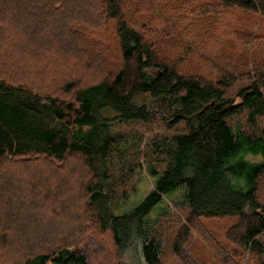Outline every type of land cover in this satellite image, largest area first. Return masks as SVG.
I'll list each match as a JSON object with an SVG mask.
<instances>
[{
	"label": "trees",
	"instance_id": "obj_1",
	"mask_svg": "<svg viewBox=\"0 0 264 264\" xmlns=\"http://www.w3.org/2000/svg\"><path fill=\"white\" fill-rule=\"evenodd\" d=\"M213 5V11L238 7L264 16V0H213ZM171 11L173 4L166 0H0V33L12 29L16 38L8 56L35 44L43 55L74 49L88 65L107 62L114 20L122 64L97 80L65 74L59 84L43 87L45 92L12 82L0 70V164L6 161L14 169V180L0 185V258L6 256L0 264H89L92 245L85 230L77 228L75 207L84 210L88 231L111 237L118 264H129L122 259L126 254L130 264H165L151 214L181 187L189 223L237 219L226 233L233 250L217 243L221 256L215 245L219 264H242L246 254L254 264H264V201L259 196L264 180V63H255L247 78L251 82L237 93L239 102L224 98L230 86L226 79L205 83L160 54L152 35L161 29L154 23L173 18ZM9 63L3 66L11 67ZM42 68H48L42 70L44 80L54 78L53 66ZM141 95L170 108L167 124L184 121L187 131L149 140L141 156L157 178L154 188L136 207L120 213L119 199L137 190L135 178L144 164L140 150L126 153L129 139L111 126L148 123L155 116V109L137 102ZM236 116H244L247 128H233ZM249 155L262 158L253 161ZM23 162L31 163L29 170ZM70 165L75 172H67ZM3 176L0 171V181ZM77 176L78 191L73 182ZM65 205L64 211L59 209ZM59 215L65 218L59 220ZM188 236L186 227L173 243L183 260Z\"/></svg>",
	"mask_w": 264,
	"mask_h": 264
},
{
	"label": "rangeland",
	"instance_id": "obj_2",
	"mask_svg": "<svg viewBox=\"0 0 264 264\" xmlns=\"http://www.w3.org/2000/svg\"><path fill=\"white\" fill-rule=\"evenodd\" d=\"M166 1L173 4V11H171L173 18L154 24H158L161 29L160 32H166L167 36H163L160 32L152 35L161 52L160 54L172 63L177 60L180 72L195 75L205 83H217L221 79H226L230 86L226 89L224 98L239 102L240 98L237 93L240 88L251 82V79L247 78L249 74L253 75L255 63H264V16L258 11H250L238 7L227 8L224 11L222 9L213 11V0ZM13 21L10 20V22ZM114 22V20H111L108 31L110 41L108 44L111 48L109 52L110 58L107 62L103 61L104 63L93 65H91V62H89V65L81 62L85 56L80 51L77 54L74 49L68 52L56 50L55 55H43L37 51L35 44L29 45L30 47L26 51L21 50V52H19L18 47L12 57L8 56L12 44L16 42V38L14 39L15 32L10 29L8 33H6V30L3 33L4 30H1L0 70L3 67V71H6V76L10 81L17 83L23 81L26 84L36 85L34 87L44 92L45 88L43 87H46L50 82H53L54 85L59 84L60 78H63L65 74L67 77L72 76L71 79L77 78L80 80L79 76L83 75L81 76L82 78L89 77L92 78L89 80H97L105 76V72L108 69L117 70L122 66ZM33 29L34 27L31 31ZM16 46H18L17 43ZM75 49L78 51V47ZM97 49L95 48L96 53ZM9 61L13 65L4 67L3 64H10ZM43 65L54 67V78L44 80L45 75L42 70H48V68H42ZM37 95L40 96L39 93ZM137 102H146L152 109L156 110L154 112V114L156 113L155 116L148 123L134 121L121 124L115 122L111 126L114 133L121 132L125 134L126 139H129L126 153L140 150L138 158L144 164L143 170L135 178L136 186H138L137 190L127 199H119V207L116 211L120 213L136 207L154 188L157 178L149 174L147 170L148 164L141 156L143 153L145 154L143 150L145 151L149 140L156 134L171 135L187 131L184 121L171 125L167 124V118L171 115L169 113L170 108L161 107L154 98L148 95H141L137 98ZM231 124L235 130L247 128L244 116L234 117L231 120ZM247 158L258 161L262 157L249 155ZM76 164L80 168L82 167L79 162ZM23 165L25 167L28 166L26 169L23 168L24 170H29L31 163L23 162ZM37 168L35 167L34 169ZM13 170L11 163L8 165L6 161L1 162L0 171H2L4 176L1 177L0 185L4 184V179L10 182L14 180L11 174ZM67 172H75L74 167L70 165ZM64 174L63 172L62 175ZM79 175L83 176L84 171L79 173ZM77 180H79V176L73 181L77 184L78 191ZM14 182L18 183L19 181L16 180ZM54 183L47 184V187L53 186ZM180 190L184 191L185 188L181 187L167 195L164 201L151 214L155 232L160 233L162 240V259L164 263L219 264L218 252L216 251L218 250L221 256H223V252L219 249L217 243L224 244L227 250H233L232 244L228 243L226 239V233L237 221L236 217L203 218L199 220L198 224L193 225L188 221L190 210L185 205L183 193ZM259 191L260 199L264 201V180L260 184ZM9 195L8 193L7 196ZM62 202H65V200H62ZM81 206L83 207L82 201L80 203ZM65 207L66 205L64 209H59L64 211ZM77 209L79 208L75 207L73 209L74 212L77 211L75 213L78 220L77 228L85 230L89 245H92L93 253L90 256L89 264H118L119 256L111 237L108 234L99 235L96 232L88 231L85 228L88 223L83 220L85 212ZM62 218L64 219L65 216H57L59 220ZM186 227L189 228V236L184 244L187 258L183 260L173 250V243ZM47 241H49V238ZM5 257H1L0 260ZM122 259L127 260L129 264L133 262L128 254L123 255ZM246 262L247 264H254L250 261L248 254L245 255V260L242 264Z\"/></svg>",
	"mask_w": 264,
	"mask_h": 264
}]
</instances>
